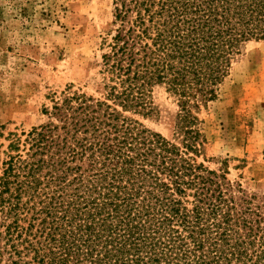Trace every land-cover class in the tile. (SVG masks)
I'll return each mask as SVG.
<instances>
[{
	"label": "trees",
	"instance_id": "16d2710c",
	"mask_svg": "<svg viewBox=\"0 0 264 264\" xmlns=\"http://www.w3.org/2000/svg\"><path fill=\"white\" fill-rule=\"evenodd\" d=\"M101 95H55L48 121L11 132L0 162V264H264V194L199 157L198 116L264 0H113ZM163 87L169 138L137 117Z\"/></svg>",
	"mask_w": 264,
	"mask_h": 264
},
{
	"label": "rangeland",
	"instance_id": "374dc122",
	"mask_svg": "<svg viewBox=\"0 0 264 264\" xmlns=\"http://www.w3.org/2000/svg\"><path fill=\"white\" fill-rule=\"evenodd\" d=\"M113 10V0H0V162L11 132L48 121L55 95L69 87L101 95ZM154 101L150 115L137 117L171 138L177 102L163 87ZM198 116L206 139L199 161L264 194V40L245 44Z\"/></svg>",
	"mask_w": 264,
	"mask_h": 264
}]
</instances>
